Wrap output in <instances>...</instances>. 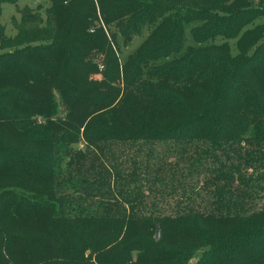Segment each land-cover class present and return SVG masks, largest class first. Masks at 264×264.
I'll return each mask as SVG.
<instances>
[{
	"label": "trees",
	"instance_id": "16d2710c",
	"mask_svg": "<svg viewBox=\"0 0 264 264\" xmlns=\"http://www.w3.org/2000/svg\"><path fill=\"white\" fill-rule=\"evenodd\" d=\"M63 1H51L44 21L39 15L19 11L20 22L12 21L16 30L13 38L6 37L0 28V51L32 42L52 44L48 53L38 49L24 57L28 66L36 68H20L22 75L18 74L22 80L30 74L35 79V83L24 88V95L39 107V115L44 116L47 108L53 107L62 113L55 114L50 124L51 137L58 141L49 143L45 137L47 145L38 138L43 126L29 119L32 116L23 106L20 114L24 120L15 123L11 119L9 123L8 117L13 113L8 107L16 108L18 103L7 92L2 93L0 126L4 133L0 134L23 142L21 149L0 148V164L8 163L3 168L37 187H46L60 167L55 158L71 154L70 148L65 150L69 146L65 142H75L81 130L100 153L107 151L111 142H132L126 136L134 141L159 143L171 139L173 144L168 149L179 151L181 157L192 148L190 165L206 172L203 188L223 181L225 191L221 194L215 187L202 210L193 206L184 211L176 208L173 214H157V219H153L152 214L143 212L150 194L141 187L143 183L131 188L135 192L131 198L123 195L121 189L117 196L102 190L101 175L92 182L77 180L73 195H80L72 200V205L58 196V185L42 194L25 186L21 178L0 176V264H189L195 257L194 264H258L243 253H252L259 245L264 250V203L257 205L264 198V0H238L232 9L219 0H208L203 6L187 0L188 5L176 10L167 1H150L143 8V0H97L106 12L112 5L119 16L136 13L123 31L125 44L151 28L146 43L160 48H140L128 55L123 60L122 83L117 71L113 72L114 59L108 76L81 87L73 86L60 93L57 103L53 94L56 75H47L48 54L63 50L77 59L87 56L89 47L84 40L94 19L93 8L79 15V3L90 7L92 0H74L72 3L78 4L68 8L62 5ZM62 10L71 13L68 24L67 20H60ZM201 23L207 26L194 32V41L187 45L186 27ZM249 25L250 33L246 34V30L239 34ZM218 37L224 41L215 45ZM111 38L118 46L116 37ZM231 39H236L237 46L233 56L229 55L227 44ZM208 43H212L211 48L202 49ZM72 44L76 46L70 49ZM9 64V68H16L24 63L0 59V67ZM42 76L48 79L39 80ZM171 91L182 99L180 106L175 103L171 111L176 122H170V112L161 105V97ZM193 102L197 109H193ZM130 113L134 117H129ZM162 120H166L164 127L160 125ZM101 139L108 142L107 147L100 145ZM77 156L83 158V154ZM15 158L18 164L13 162ZM131 164L126 175L137 176L142 163L132 160ZM110 166L115 178L120 177L117 166ZM146 169L144 175L150 172L147 165ZM161 172L157 168L152 173ZM8 180V185L1 183ZM95 180L98 186L94 188ZM234 182L233 189L230 186ZM238 187L241 189L236 191ZM147 190L152 192L149 187ZM192 195L193 192L183 198L191 203ZM89 198L98 200L91 208L89 204L85 206ZM150 223L159 227L157 240L138 232Z\"/></svg>",
	"mask_w": 264,
	"mask_h": 264
},
{
	"label": "rangeland",
	"instance_id": "374dc122",
	"mask_svg": "<svg viewBox=\"0 0 264 264\" xmlns=\"http://www.w3.org/2000/svg\"><path fill=\"white\" fill-rule=\"evenodd\" d=\"M51 1L52 0H16L14 4L4 3L0 1V28L3 29L4 35L8 38H13L16 35V30H14L12 27V21L14 19L16 20V22H20L21 15L19 11H28L32 15H39L40 18L44 21L48 9H50L52 6ZM73 1L74 0H65L62 2V5L66 8L71 5L76 6L78 4V1L81 0L72 3ZM84 1L85 0H82L81 2ZM92 1L93 2L89 4L90 7H86V3H79L81 10L79 15H83L86 12L88 13V8H93L95 12H93L94 19L92 20L91 25L88 27L87 32L89 35L88 37H86V40H84L86 43H88L89 47L87 56L83 57L82 59H77L76 56H73L74 54L69 55L62 53L63 50L56 51L58 53L51 52L48 54L49 59L47 60V63L50 66L48 67L47 75L50 76V74L53 73V75H56L57 80L56 84L54 83L55 87L53 88V94L57 103L60 93H66L67 90H70L71 88H73V86L81 87L86 82L100 81L105 76H108V74L112 72L110 71V64L114 59L116 64L114 66L113 72L117 71L118 78H120L121 80L123 60L128 55H131L134 51L140 48L144 50H148L150 48L151 50L160 48L159 45L146 43V38L148 35H150L151 28L144 29L139 35L125 44L123 40V31L127 29V27L129 26L128 24L134 21L133 19L136 13L119 16L116 14V9L112 5L108 7L110 12L109 10L106 12L104 10H101L99 2L97 0ZM150 1L154 2V0H143L141 4L143 8L147 7L146 5H149L148 2ZM158 1H161L162 4H166V1L173 3V9L175 10L178 9V7L183 8L189 4L187 0ZM190 1H195V3H197L198 5L203 6V4H205V2L208 0ZM220 1L223 2L224 6H229L230 9H232L233 6L237 4L238 0H219V2ZM142 6H140V8H142ZM69 9L71 10L72 8ZM227 10L229 9H226L225 11ZM211 11V13H213V10ZM230 14L235 15L236 13L231 12ZM220 15H223V13H220ZM59 17L62 23H66L67 20L68 24L70 21L71 13L62 10L59 11ZM105 20H107V22H105ZM120 25H122L123 28H121ZM204 25L207 26V23H201L198 26L188 24L185 29V38L187 45L190 43V41H194L193 33L201 31V26ZM251 27L252 26L249 25L247 26V28L241 29L239 34H242L246 30V34L250 33L249 29ZM237 28L238 26L235 25V29ZM98 31L100 32V34H97ZM111 35L112 37H116L118 46L114 45ZM223 41V38L218 37L217 39H215L214 44L218 45ZM211 44L212 43L204 45L202 49H210L211 47L209 46ZM227 44L230 48L229 55H235L237 53L236 39L227 41ZM51 45L52 44L48 41H40L22 44L14 49H5L0 51L1 60H12L16 63L22 61L24 63L17 64L16 68H9L11 64H9L5 68L0 67V95L4 92H7L13 97V100L18 103V106L16 108L8 107L9 110L13 113L8 117L9 123L11 119L12 122L14 121L15 123H18L20 119L24 120V115L20 114V107L23 106L24 110H26L27 115L31 114L32 116L29 119H33L37 124L43 126V133H40L41 135H39L38 138L44 139L45 142H47L45 139V137H47L49 143L58 141L56 140V137H51L50 124L54 120L55 114L61 115L62 113L53 107L47 108V112L44 114V116L39 115L37 113L39 111V107L31 99H29V97L24 95V88H26V86H29L30 84L35 83V79L30 74L28 76H24L22 80V77L19 74H21L20 68L25 69V71L28 69L32 70L36 68L35 65L28 66L27 59H25L24 57L31 55L38 49L42 50L41 53L47 52V49ZM75 46L76 44H72L70 49H73ZM214 54H217V52L214 51ZM38 78L39 80L48 79L45 76ZM171 92V94L161 97V105L167 108L170 112V114H168L171 119L170 122H176L177 119L171 115V111L173 110L175 103L178 102V107L180 106L182 99L181 96L177 93H174L173 91ZM195 103L196 102H193V109L198 108ZM160 108L161 110H163L162 107ZM184 109L186 110L185 106ZM153 112L154 110L152 111V113ZM133 115L134 113H130V115L128 116L134 117ZM136 118L137 117L135 116V119ZM164 121L166 120H162L160 123V125H162L163 127L165 126L163 123ZM0 133H4V127L2 126H0ZM1 134L0 148L8 147L10 149H21V145L23 142L17 143L15 137H11V139H9ZM19 137L24 138V135H21L19 133ZM128 138L129 137L126 136L127 140L134 143L111 142L112 145L109 146L108 150H104L100 153L98 152V148L94 147V144H89L87 142L86 138L84 137V132L83 130H81L78 139H76L75 142H65L69 144L67 148L65 147V150L70 148L72 150L71 154L66 153L67 156H64L62 158H55L60 167L55 174L53 182L46 187H37L36 185H33L32 183L26 181L20 174L14 173L8 168H3V165H6L8 163L0 164V167H2L0 168V176H8L10 179H13L15 177L21 178L25 186H28L31 189H38L42 194L45 193L44 191H48V189H52L53 187H56L58 185V196L66 204L71 203L72 205L74 204V202L72 203V200L76 199V197L80 195H73V186L77 180H88L89 182H92V180H94L95 178H100L99 175H101L103 179L99 180V184L102 190H105L107 193H111L117 196L121 189L123 190V195L126 194L131 198H133L135 195V192L132 191L131 188H133L135 185H141L143 183L141 187L143 188L145 193H150L146 200V206L145 209H143V212L152 214L150 215V217L153 219H157V217H155V215L157 214H173L175 213L176 208L177 211H184L185 207L193 206L196 209L198 208L199 210H202V206H204L203 204L211 199L210 196L213 193L215 187L216 189L218 188V191H220L221 194H224V186L226 184L223 181H220L216 185H208L205 188L202 187V180L204 178V175H206V172L201 170L199 171L197 168L194 169V167L190 165L189 158H191L192 155L194 156V152L191 151L192 148L188 150L186 155L181 157L179 156V151L173 152L171 149H168L172 146L171 144H173L171 139L165 141V143H159L153 141H142V139L134 141ZM99 143L100 145H105L104 147H107L108 145V142L106 143V140L103 139H101ZM151 143L154 144L145 145ZM77 154H83V158H80V156H77ZM146 159H148V162L146 161ZM132 160H134L136 163H142L141 168L137 172V176L126 175L132 169ZM13 162L15 164H18V160L16 158L13 159ZM111 164L117 166V169H119L120 171V177L115 178L114 170L110 168ZM146 165L148 166L150 172L144 175L142 172L147 171V169L145 170ZM172 165L174 166L172 167ZM107 168L111 169L112 173ZM157 168L162 170V172L153 175L152 172H154ZM3 169H7L5 170L6 173ZM21 173L23 174V172ZM87 173H89L88 176H85V174ZM29 177L31 181H36L32 176ZM143 178L147 179L149 182L144 183L142 180ZM9 181L10 180L3 181L1 183L4 185H8L10 184ZM95 182L96 184H94V188L98 186V181L95 180ZM148 187L152 192L147 190ZM230 187L233 189L236 188V182L231 184ZM239 189L241 188L238 187L236 191ZM192 192L194 194L192 195L193 202L189 203L186 201V199L183 198V196ZM196 193H199L200 197L196 198ZM86 200L88 202L87 204H85V206L88 207L89 204L90 208L93 207L98 201L92 200L90 198ZM262 203H264V198H260L257 201L258 206ZM153 224L154 223L148 224L145 228L139 229L138 232L140 234L145 233L144 235H147L153 239L154 230L156 231V228L159 229L158 226H156L155 228ZM171 232L175 233L176 229L172 228ZM163 235L165 236V233H163ZM243 254L251 257L254 262H259L258 264H264V250L260 247V245L258 247L255 246L254 252H244ZM196 261L197 258L195 257L189 262V264H194Z\"/></svg>",
	"mask_w": 264,
	"mask_h": 264
},
{
	"label": "water",
	"instance_id": "95a60500",
	"mask_svg": "<svg viewBox=\"0 0 264 264\" xmlns=\"http://www.w3.org/2000/svg\"><path fill=\"white\" fill-rule=\"evenodd\" d=\"M154 238H155L156 240L159 239V229H158V228H156Z\"/></svg>",
	"mask_w": 264,
	"mask_h": 264
}]
</instances>
